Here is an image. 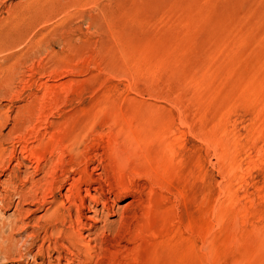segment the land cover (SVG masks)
I'll return each mask as SVG.
<instances>
[{
    "label": "rangeland",
    "instance_id": "rangeland-1",
    "mask_svg": "<svg viewBox=\"0 0 264 264\" xmlns=\"http://www.w3.org/2000/svg\"><path fill=\"white\" fill-rule=\"evenodd\" d=\"M40 132L67 164L88 153L81 190L107 182L71 220L91 264H264V0H0L3 161ZM19 163L0 169L2 230L48 209L3 203L14 168L48 176Z\"/></svg>",
    "mask_w": 264,
    "mask_h": 264
},
{
    "label": "bare ground",
    "instance_id": "bare-ground-1",
    "mask_svg": "<svg viewBox=\"0 0 264 264\" xmlns=\"http://www.w3.org/2000/svg\"><path fill=\"white\" fill-rule=\"evenodd\" d=\"M43 109L45 110V108ZM80 132L82 133L81 130ZM45 134L40 132V134H36V137H34V140H36L35 142L38 141L39 143L37 149L34 150V148H30L29 143L31 141H26L25 144H23V147L20 148L18 154L16 150H14V152H10L12 155L10 156L9 160L7 159V161H3V151L0 150L1 171L4 167L5 169L9 170L13 162L16 160L20 162V166L24 165V161L29 162L31 164L30 168H33L35 171V175L40 173L46 174L45 171L46 168H48V176L31 181L29 188H26V185H22L20 182V169H17V167L14 168V170H11L12 176L9 181L11 182V186H13L12 190L14 191L12 193L14 197L10 194L5 196L3 203L6 204L7 207H11L17 203V210H21L27 205L36 207L38 206L39 209H48L46 213L39 218V221L34 227L25 224L22 219L10 221L9 223L3 224V226H1L3 227V230L0 228V259L4 262L6 261V264H8V262L10 263L12 260V262L15 264H21L26 260L33 261L38 260V258L44 259L48 257V264H54L56 261L58 264H62L63 261L65 264H75L76 261L78 262L81 258H83L84 262L82 264H91L93 261L95 262L94 259L96 257L98 260H101L102 256L95 254L97 249L95 250L94 246L86 242V237L84 234L79 232L77 226L72 224L71 220L73 218L74 211L79 215L80 218L84 217L82 207L86 206V200L88 198L92 199L94 204L99 203L100 200L97 199V197L96 199L93 198L94 196L92 195V191L99 193L101 197L99 198L101 200L102 196H106V194H104V187L108 186L107 182L104 180H94L92 177H87V185L91 186L93 183V186L91 189L81 190L79 186L82 185V182L81 180H76L75 176L79 174L82 175L83 173L86 176L87 169L89 167L88 162L85 160L86 163H84V170H80L79 167L81 165V160L85 158L84 153H88L74 148L67 149L66 152L68 151L69 156L72 158L71 163L68 162L67 164L65 160L66 145L64 139L60 137L57 138L58 135H50V137L46 139ZM73 134H75V132ZM78 138L79 134L68 139H73V141H76ZM79 142L81 143L80 139ZM18 155H20V157ZM55 157L60 158L58 159L60 160L59 163H56L57 161L54 163L53 159ZM21 159L23 161H21ZM74 166L77 167L75 168ZM101 169L103 170L102 161L97 159V166L93 168L92 171L94 172ZM66 185H69V188L67 189L68 194L64 195V200L62 201V189ZM20 223L22 224V227H18ZM17 228L22 230L23 233L28 232L30 229L32 231L28 233L23 241H21L17 240L12 234V232H14V230ZM101 231V236H106L105 233L107 232V229L102 228ZM35 249H37V252L33 254ZM55 254L56 256H54ZM12 255L14 256L13 259H11ZM4 262H2V264H4ZM95 264H98V262L96 261Z\"/></svg>",
    "mask_w": 264,
    "mask_h": 264
}]
</instances>
